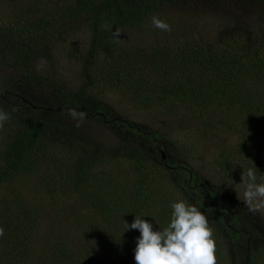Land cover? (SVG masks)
<instances>
[{
	"label": "rangeland",
	"instance_id": "rangeland-1",
	"mask_svg": "<svg viewBox=\"0 0 264 264\" xmlns=\"http://www.w3.org/2000/svg\"><path fill=\"white\" fill-rule=\"evenodd\" d=\"M36 1L41 2L38 13L60 16L70 0H0V29L27 14ZM156 15L171 25L170 33L150 22L120 28L118 39L111 33L104 40L114 63L99 52L88 68L75 54L89 49L97 33L79 24V17L61 20L56 34L43 32L44 38L35 42L33 71L68 91L88 85L89 98L107 113L86 115L77 127L68 110L62 111L59 127L33 143L24 158H6L5 139L13 142L22 124L35 120L29 114L48 118L58 105L50 90L27 85H18L19 93L8 100L0 95V110L9 114L0 121V166L2 172L8 168L0 193H6V205L19 214L20 223L33 222L29 233L16 230L0 203V228L18 242L7 241L13 247L1 253L5 264H136L137 241L129 253L125 246L124 262L114 257L125 232L140 236L138 230L126 231V222L140 215L154 228L155 215H165L161 226L166 227L171 203L183 200L202 208L192 194L202 184L238 209L234 227L243 230L231 238L217 211L201 209L213 230L217 264H264V210L254 213L245 207L240 184L248 168L255 169L257 183L264 182V64H253L264 63V0H180L159 7ZM192 40L226 51L227 66L240 64L231 89L212 88L208 48L178 60L174 72L169 59L181 58L186 48L181 44ZM152 54L166 63L164 81L149 67ZM4 74L16 76L11 70ZM126 149L147 152L145 165L121 158ZM84 152H90L87 160ZM162 163L182 164L188 175L178 174L176 180L164 170L146 169ZM247 242L249 256L243 257Z\"/></svg>",
	"mask_w": 264,
	"mask_h": 264
},
{
	"label": "trees",
	"instance_id": "trees-1",
	"mask_svg": "<svg viewBox=\"0 0 264 264\" xmlns=\"http://www.w3.org/2000/svg\"><path fill=\"white\" fill-rule=\"evenodd\" d=\"M44 1L45 3H48L50 0ZM175 1L180 0H70L65 10L59 12L60 16H58V12H56L54 16L50 15L51 12L45 15L38 13L41 2L36 1L33 3L32 9L27 14H20L22 17L18 16L19 18H17L13 24L5 26L4 29H0V95H4V97L8 100L9 97L19 93L18 85H27L32 88L50 90L52 98L58 105L57 108L54 109L53 113L48 116V118H42L41 116L38 117L34 113L29 114L30 116H33L35 120L25 121L19 128V131H17L18 135L14 138L13 142H10V138L5 139V145L7 146L6 158H8V156H12L13 158L20 156L24 158L26 155H28L29 148L33 143L38 144L40 142V138L43 139L46 133L50 134L52 130H55V128L59 127L57 126L59 125V118H62L63 113L61 114V112L64 110L74 109L77 112H83L86 115L107 113V110H105L103 105L89 98V95L86 93V88L88 85H83L82 88H79L75 92L68 91L61 88L57 84L50 83L43 77L40 78V75L38 76L37 73L33 71L34 68L32 66V61L35 55V42L38 38H40L38 41L44 38L42 36L43 32L46 34L47 32L49 34L58 33L56 30L57 24L60 23L61 20L66 21L71 17V15H75L79 17V24L85 26L88 30L97 33L96 36L90 37L93 43L89 49H82L75 54V57L83 63L82 68L90 67L92 64L89 65L88 63H93L95 55L99 52L106 53L105 57L109 60L111 58L112 62L114 63V55L107 57L111 54V52H109L111 45L104 42L105 38L109 34L114 33V30L120 28L126 29L130 27H140L147 24V22H150L151 17L156 15L159 7ZM63 29H65V27H63ZM196 41L197 40H192L182 43L181 47L186 48L184 49L181 58H179V54H176L174 59H169L173 63L174 72H177L180 65L178 60H189L190 57H195L194 49L197 50V52L200 49L202 52H205L208 48V63L211 67L212 73L215 75V79L213 81L214 85H212V88L215 90H226L227 88L231 89L232 84L233 86L236 84L237 75H240L239 73H241L239 70L240 64H228L229 66H227L228 58L226 51L214 48L212 45L208 44L207 41L198 40L197 42L199 43ZM263 43L261 45H263ZM113 49H115L114 46ZM179 52L180 51H176L175 53ZM229 55H232L231 52H229ZM150 58L155 59L152 61V65L149 64V67L151 66L153 68L152 70H155L156 73H159V77L163 79V81L166 80V63L164 65L162 60L157 61L156 55L153 54L150 55ZM253 64L258 68H262L261 65L264 63ZM251 67L253 68V66ZM190 68L191 67H189V69ZM10 70L15 72L16 76L14 78L6 77L4 74L6 71ZM174 72H170V74L173 75ZM234 72L237 73L234 74ZM260 75L261 74H258L257 78L260 77ZM247 77L253 79L252 73H248ZM179 81L182 82L180 79ZM180 96L183 98V94H180ZM258 110H260V108H257L256 111ZM16 129L17 125L15 126L14 130ZM99 151L100 150H98V153ZM101 151L104 153L102 147ZM146 153L147 152L141 154V151L138 149H126L125 152L119 153V156L130 162H143V165H145L143 159ZM154 153H156V149ZM89 155L90 152H84V159L87 160ZM149 155L151 157L157 156L161 158L160 153H152ZM141 160L142 162H140ZM162 165H164V163L160 164V166L151 164V166L146 167V169L152 171L153 173H161V171L164 170L167 172V176L170 177L173 174V177L175 176L176 180H178L176 176L178 174H182V176L188 175V172L185 171V168L182 166V164L176 166L175 168V164H170V166L165 165V167ZM7 171L8 168L2 172V168L0 166V185L3 184L6 179ZM191 178L194 179V176ZM188 185L190 186L192 183H188ZM203 190L206 192V194L203 192ZM192 194L196 195L195 199L198 203H200V207H202L201 209H210L212 211L218 212L221 227L226 232L227 236L236 238L243 234V230L234 227V224L239 225V222L236 219L238 218L236 215L239 213V211L234 205H231L228 201H226V198L222 199L219 195L215 194L211 188H206V185L204 184L193 190ZM0 198L2 199L0 200V203L2 204L5 211L6 219L9 220L11 224L15 225L16 230L29 233L33 222L29 224L20 223V221L17 219L19 214L11 211L6 205V200L8 198L4 191L0 193ZM204 203H211V205L207 208ZM155 217L156 220L153 221L154 228L156 230H159V228L163 229L164 226H161V224L166 221L165 215H162L161 217H159V215H155ZM5 221L6 220H3L4 224ZM1 228L3 230L5 229L4 227ZM253 232L256 234L254 229ZM15 237L16 235L12 233L10 235L4 234L2 237H0V256L1 253H4V247H13V244L7 242L8 240H13L15 244L18 243L14 240ZM249 237L254 239L252 234H250ZM136 241L137 238L132 232H125L122 238L123 244L121 245V250L118 251V248L113 250L115 252L114 257L118 256L121 262H124L123 255L127 252L129 253V250L134 246ZM21 245L22 243L17 246ZM126 245L128 246V251L124 253L123 250ZM13 249L15 248L9 249L8 252L10 254L13 253ZM247 249H249L248 242L247 246H245L246 253H242L243 257L249 256ZM55 255L56 260H58L57 253ZM255 258L256 254H252V261ZM0 264H5L4 260L0 259Z\"/></svg>",
	"mask_w": 264,
	"mask_h": 264
},
{
	"label": "clouds",
	"instance_id": "clouds-1",
	"mask_svg": "<svg viewBox=\"0 0 264 264\" xmlns=\"http://www.w3.org/2000/svg\"><path fill=\"white\" fill-rule=\"evenodd\" d=\"M150 23L162 32L172 31L171 25L158 15H153ZM119 33L117 29L114 38L118 39ZM8 115L0 110V121L7 120ZM68 115L77 121V127L86 118L85 113L74 109H69ZM242 181L245 207L254 213L264 210V182L257 183L255 169H244ZM170 207V222L163 229L154 230L153 224L140 215H135L131 224L126 222V231L135 229L140 232L134 250L136 264H217L216 242L208 216L183 200L171 203ZM3 235L4 230L0 228V237Z\"/></svg>",
	"mask_w": 264,
	"mask_h": 264
}]
</instances>
